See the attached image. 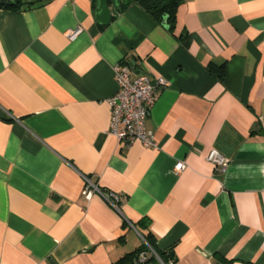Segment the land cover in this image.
<instances>
[{
  "label": "crops",
  "instance_id": "crops-1",
  "mask_svg": "<svg viewBox=\"0 0 264 264\" xmlns=\"http://www.w3.org/2000/svg\"><path fill=\"white\" fill-rule=\"evenodd\" d=\"M151 1L0 8V264H135L147 231L172 264H264V0H183L172 32ZM119 63L167 82L155 149L109 133Z\"/></svg>",
  "mask_w": 264,
  "mask_h": 264
},
{
  "label": "built area",
  "instance_id": "built-area-1",
  "mask_svg": "<svg viewBox=\"0 0 264 264\" xmlns=\"http://www.w3.org/2000/svg\"><path fill=\"white\" fill-rule=\"evenodd\" d=\"M80 33L81 29L77 28L67 34L68 39L73 41ZM113 78L117 85V91L107 100L110 110V135L120 145L130 146L139 143L146 148L155 149L157 146L156 141L153 133L146 128V121L159 92L167 86L166 80L162 77L151 79L142 72L135 75L133 69L120 63L113 67ZM207 161L219 172H223L228 164L227 159L217 150L209 152ZM183 168L184 164L178 162L174 170L180 172ZM84 180L85 187L82 195L86 200H90L92 195L96 193L117 209L119 199L116 194L103 192L88 177H84ZM143 242L147 250L139 253L135 264H145L150 257L161 261L144 239ZM168 264H172V261H169Z\"/></svg>",
  "mask_w": 264,
  "mask_h": 264
},
{
  "label": "trees",
  "instance_id": "trees-1",
  "mask_svg": "<svg viewBox=\"0 0 264 264\" xmlns=\"http://www.w3.org/2000/svg\"><path fill=\"white\" fill-rule=\"evenodd\" d=\"M13 4L11 5H2L0 3V8L2 9H19L22 5L23 0H12ZM183 3V0H152L149 6L147 7V13L153 18L155 21L161 23L163 19L166 20L167 28L170 32L174 30L175 27V21H176V13L180 5ZM208 71L211 75H213L215 78L221 80L224 76V66H214L210 65L208 67ZM144 240L149 245V247L155 252V254L158 256V258L165 264H168L169 260H173L172 254L160 252L157 250L156 247V240L152 236V234L147 231L143 235ZM140 250H147L145 244L138 250L137 253L140 252ZM137 253H134V255L137 256ZM154 257H150L147 262H149ZM124 260V259H123ZM146 262V263H147Z\"/></svg>",
  "mask_w": 264,
  "mask_h": 264
},
{
  "label": "water",
  "instance_id": "water-1",
  "mask_svg": "<svg viewBox=\"0 0 264 264\" xmlns=\"http://www.w3.org/2000/svg\"><path fill=\"white\" fill-rule=\"evenodd\" d=\"M0 3L2 5H11L13 2L11 0H0ZM111 3L113 5V9L117 12L121 11V6L119 0H111ZM95 18L101 25H107L110 22L111 18V11L108 8L107 0H97L96 3V10H95ZM162 25L167 28L166 20L165 18L162 21ZM130 68H134V64H129ZM135 75L140 74V71H134Z\"/></svg>",
  "mask_w": 264,
  "mask_h": 264
},
{
  "label": "rangeland",
  "instance_id": "rangeland-1",
  "mask_svg": "<svg viewBox=\"0 0 264 264\" xmlns=\"http://www.w3.org/2000/svg\"><path fill=\"white\" fill-rule=\"evenodd\" d=\"M27 1L33 2V1H35V0H27Z\"/></svg>",
  "mask_w": 264,
  "mask_h": 264
},
{
  "label": "flooded vegetation",
  "instance_id": "flooded-vegetation-1",
  "mask_svg": "<svg viewBox=\"0 0 264 264\" xmlns=\"http://www.w3.org/2000/svg\"><path fill=\"white\" fill-rule=\"evenodd\" d=\"M12 1V0H11Z\"/></svg>",
  "mask_w": 264,
  "mask_h": 264
}]
</instances>
